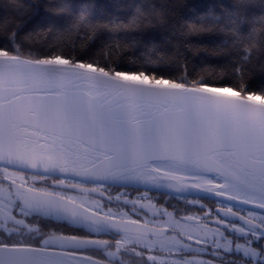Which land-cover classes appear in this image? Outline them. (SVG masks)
<instances>
[{"label":"snow or ice","instance_id":"obj_1","mask_svg":"<svg viewBox=\"0 0 264 264\" xmlns=\"http://www.w3.org/2000/svg\"><path fill=\"white\" fill-rule=\"evenodd\" d=\"M97 7L0 0L21 17L0 24V264H264V89L243 83L264 12L238 0L184 15L182 33L237 48L219 82L30 43L36 28L138 26ZM146 7L168 23L164 5Z\"/></svg>","mask_w":264,"mask_h":264},{"label":"trees","instance_id":"obj_2","mask_svg":"<svg viewBox=\"0 0 264 264\" xmlns=\"http://www.w3.org/2000/svg\"><path fill=\"white\" fill-rule=\"evenodd\" d=\"M27 5L36 0H20ZM43 3H59L60 0H42ZM73 3H81L84 0H69ZM98 7L97 13L104 12L113 17H120L130 24L138 25L129 29L106 31L97 29H85V33L77 34V30L69 25L63 33L49 35L41 32L36 24L30 22V30L36 28V33L31 37L32 46L48 50L56 46L57 50L64 51L85 61L100 62L116 65L125 69L155 68L164 76L178 78L183 75L185 65L187 71L197 78L203 74L206 77L219 82L226 78L222 68L231 69L230 64L236 62L237 48L231 43L222 47L224 34L220 32H203L199 35L182 33L180 29L185 26L184 15L193 7L206 8L213 4L224 3L232 5L238 0H92ZM249 11L255 14L264 12V0H245ZM151 4L164 5L163 13L167 16L168 23L161 24L158 16L151 14V9L146 7ZM144 6V13L137 12L138 7ZM27 19V17H24ZM21 19L15 12H5L0 9V24L6 20L10 26ZM152 21V23H149ZM141 33H149L155 41V46L149 49H137L131 37ZM127 37V41H126ZM29 42L26 37H21ZM4 37L0 35V41ZM191 41V43H189ZM247 43L248 41L245 40ZM110 57V59H109ZM264 65V52L258 47L252 49V60L247 64L243 74V83L250 89L259 93L264 89V73L261 66ZM237 79L233 83H240V73H236Z\"/></svg>","mask_w":264,"mask_h":264},{"label":"flooded vegetation","instance_id":"obj_3","mask_svg":"<svg viewBox=\"0 0 264 264\" xmlns=\"http://www.w3.org/2000/svg\"><path fill=\"white\" fill-rule=\"evenodd\" d=\"M132 195H133V196H135L136 194H135V193H133Z\"/></svg>","mask_w":264,"mask_h":264}]
</instances>
